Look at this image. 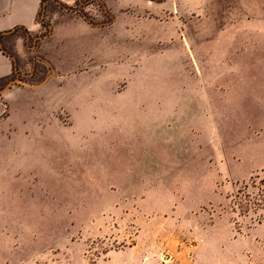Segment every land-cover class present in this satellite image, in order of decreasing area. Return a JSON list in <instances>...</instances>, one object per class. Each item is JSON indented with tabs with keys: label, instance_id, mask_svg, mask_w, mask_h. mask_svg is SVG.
<instances>
[{
	"label": "rangeland",
	"instance_id": "obj_1",
	"mask_svg": "<svg viewBox=\"0 0 264 264\" xmlns=\"http://www.w3.org/2000/svg\"><path fill=\"white\" fill-rule=\"evenodd\" d=\"M139 1L174 32L111 45L105 112L46 65L0 81V264H264V0ZM93 2L59 9L109 21ZM157 90L159 114L123 110Z\"/></svg>",
	"mask_w": 264,
	"mask_h": 264
},
{
	"label": "crops",
	"instance_id": "obj_2",
	"mask_svg": "<svg viewBox=\"0 0 264 264\" xmlns=\"http://www.w3.org/2000/svg\"><path fill=\"white\" fill-rule=\"evenodd\" d=\"M71 1L0 0V39L7 51L4 53L0 49V81L9 80L15 76L16 71L21 77L35 78L38 67L44 69L46 65L50 69V79L60 75H74L77 81L86 79L87 89H76L73 96L87 99L88 112H102L95 109L96 98L102 97L96 90V82L100 80L97 69L111 61V45H133L132 48L142 45V49H153V45L159 44L161 35L165 39L174 31H161L159 25L153 26L152 21H145L144 6L139 0H93L94 7H103L102 11H94V14L110 17L109 21L100 23L86 19L77 10L59 9L61 2ZM44 5L46 8L43 14ZM150 9L156 10L153 15H171L173 4L168 2L162 7L151 6ZM152 62V73L158 75V54L152 57ZM127 98L134 99L137 105L123 106L125 112H161V95L158 90L127 94ZM19 129L26 136L30 128L24 123ZM9 140L13 144H22L20 142L23 141L24 146L28 141L26 137Z\"/></svg>",
	"mask_w": 264,
	"mask_h": 264
},
{
	"label": "trees",
	"instance_id": "obj_3",
	"mask_svg": "<svg viewBox=\"0 0 264 264\" xmlns=\"http://www.w3.org/2000/svg\"><path fill=\"white\" fill-rule=\"evenodd\" d=\"M259 184H260L262 187H264V181H263V180H261ZM251 186L256 187V182L253 181V184H252ZM262 187H259V191L261 192V193H259V195L262 194V193H264V191H263L262 189H260V188H262ZM247 189H248V185L245 186V190H247ZM246 196H249V193H247ZM255 199H257V198H255ZM258 200H260V199H258ZM254 205H255L257 208H262V207L264 206V201H263V203H259V202H258V203H254ZM263 209H264V208H263ZM263 217H264V214H263Z\"/></svg>",
	"mask_w": 264,
	"mask_h": 264
},
{
	"label": "water",
	"instance_id": "obj_4",
	"mask_svg": "<svg viewBox=\"0 0 264 264\" xmlns=\"http://www.w3.org/2000/svg\"><path fill=\"white\" fill-rule=\"evenodd\" d=\"M18 75H19V74H17V77H18ZM17 77H15V79L9 81V82L4 86V88L0 90V93L6 91V90H7V89H8L13 83L19 81V80H17V79H18Z\"/></svg>",
	"mask_w": 264,
	"mask_h": 264
}]
</instances>
